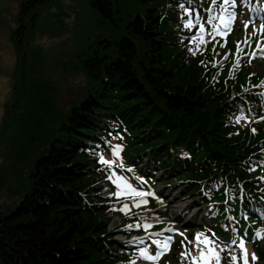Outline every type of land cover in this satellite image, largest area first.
<instances>
[{"label":"trees","instance_id":"1","mask_svg":"<svg viewBox=\"0 0 264 264\" xmlns=\"http://www.w3.org/2000/svg\"><path fill=\"white\" fill-rule=\"evenodd\" d=\"M47 1H21L16 27L10 31L19 67L25 68V39ZM124 1L139 6L136 13L123 7L126 21L118 0H89L103 22L116 28L123 24L121 34L98 37L90 54L78 59L80 70L97 87H86L83 98L72 103L59 135L35 158L29 189L17 204L0 212V264H116L113 233L96 214L102 206L82 205L78 196L85 192L90 201L87 175L95 176L98 167L92 170L84 163L93 164L85 152L86 140L94 139L108 117L121 118L130 131L128 158L135 162L147 157L159 170L165 190L179 189L198 207L204 203L198 181L238 175L252 185L241 160L264 133L256 140L229 136L223 119L230 92L213 104L201 95L192 75L197 70L175 55L178 41L171 34L176 32L177 0ZM239 81L244 83V76ZM27 97L34 100L33 107L40 99ZM106 136L124 138L120 132ZM187 149L194 156L180 159L178 152ZM216 198L224 195L216 193ZM259 253L264 258L262 249Z\"/></svg>","mask_w":264,"mask_h":264},{"label":"rangeland","instance_id":"2","mask_svg":"<svg viewBox=\"0 0 264 264\" xmlns=\"http://www.w3.org/2000/svg\"><path fill=\"white\" fill-rule=\"evenodd\" d=\"M21 1L0 0V212L2 213L7 207L11 208L17 204L29 189L34 160L59 135V127L65 122L72 103L83 98L86 87L89 89L90 86L97 87V83L91 84L80 70L78 59L90 54L98 37L115 38L121 34L120 28H123V24L116 28L110 23L103 22L90 8L89 0H48L46 5L38 10L39 17L34 24V30L29 31L26 36L27 46L23 47L27 54L25 68L19 67L20 56L13 47L10 31L16 27ZM118 1L123 21L127 19L122 13L125 9L123 7H128L134 13L139 11L138 5L131 3L129 5L128 1L124 0ZM177 34L179 32H174L171 37ZM222 44L220 41H214L210 43L205 54H202V51L195 56L188 54L187 45H178L174 49L175 55L180 57L181 61L185 58V62L197 70L192 75L196 76V82L201 86L199 89L201 95L207 97L211 104L219 103L233 91L234 87L244 84L251 74L258 73V77L264 74L263 58L257 56L249 62V53L255 50L256 43L249 44L250 47L241 44L243 51L240 53L238 66H234L238 42H231L227 46H221ZM241 76H244V83L239 81ZM104 79L106 78L103 77ZM27 95L40 96L35 107L32 105L34 100H29ZM217 96L220 97L213 100ZM224 127V129L229 128L228 134L231 137L247 136L249 140H256L261 132L264 133V119L253 125L247 123L246 128L240 125L228 126V124ZM253 129L256 134H253ZM99 145L98 141L92 142L94 149ZM130 149L129 146L126 151ZM185 151L187 156H194L189 149ZM84 163L94 169V165L90 162L85 160ZM239 179L245 180L236 175L228 181L238 191L249 190V184L238 181ZM86 182L95 183L103 189L106 186L105 180L98 175H87ZM158 187L169 198V212L174 217L173 210L177 208L176 206L186 207L183 217L186 215L187 219L175 217L174 220L182 222L183 225H190L196 218L203 216L202 206L195 205L191 198L182 197L179 189L165 190L159 180ZM88 193L93 192L89 190ZM84 194L85 192H82L78 195L81 197L80 203L88 207L89 200ZM104 209L97 210L96 214L107 223L109 221L111 227L113 220L116 222L119 217L115 216L114 212H106ZM253 218L257 220L256 216ZM254 226L257 230L261 229L264 226V219H260ZM261 235H264L263 230ZM116 239L119 240V236L114 237L115 241ZM259 245L264 251V240ZM223 248L224 246H221L220 249ZM244 249L248 253L250 246L244 244ZM254 254L255 260L252 252L249 256L247 254L248 264H264V258L259 253ZM224 261L232 263L231 258H225ZM196 264H201V261L196 259ZM236 264H243V260L238 259Z\"/></svg>","mask_w":264,"mask_h":264},{"label":"snow or ice","instance_id":"3","mask_svg":"<svg viewBox=\"0 0 264 264\" xmlns=\"http://www.w3.org/2000/svg\"><path fill=\"white\" fill-rule=\"evenodd\" d=\"M213 3L216 4V0H213ZM231 3V0H224V3L222 5H218V7L220 8V13L216 16V17H210V19H219L222 21V26H216L214 29V34H225L229 29H230V25L235 17V13L234 12H228V6ZM231 6L234 8L235 5L234 3H231ZM212 9H209V11H211ZM191 22L189 21L188 24L185 25V27L190 26ZM245 28H247V24L245 25ZM260 33V35L262 37H264V24H262L261 29L256 30ZM201 33H203V28H201ZM200 42L201 43H205V41L203 40V37L201 35L200 37ZM244 45H249V41L248 38L246 37L245 40L242 42ZM243 51V48L241 46V43L237 44V56H236V63L234 66H238L239 61L241 59L240 57V53ZM195 54V52L193 53ZM264 56V46H262L261 42L258 41L257 45H256V49L254 51H252L251 53H249L250 56V60L249 62H251V59H255L257 56ZM262 85H264V81L261 82ZM262 119H264V117H262ZM253 131H255L253 129ZM119 146H116L113 148V154L116 155L119 152ZM100 161L101 163L104 164H108L110 165L109 161H105L103 159V157H100ZM136 195H144V193H135ZM145 227H150V225H145ZM257 238H261V230H257L254 233V240ZM195 240V246L198 248V250H200L201 255L199 257V260L204 262V264H207V261L211 258H216L217 261H219V253H217L215 251L214 248H207V256H205V249L201 247V245H209L212 242L207 238V237H203L201 234H197V236L194 238ZM153 243L157 244V247L160 249L157 253L156 256H148L146 250H141V256L147 259H151V260H155V259H159L160 255H162L164 252H166L169 249V245L171 243V237H166L164 239V241L160 242V241H153ZM183 243V241H182ZM191 243V242H190ZM244 238L241 237L240 239V243L239 245H235V241L232 242L233 245H235L236 249L240 250L241 255L238 257L236 255H233L231 257L232 260V264H236V261L238 259H242L243 260V264H248V260H247V252L246 249H244ZM223 249H221L222 251ZM182 257H187L188 255H190V253H188L187 251L181 253ZM255 254L253 253V260H255ZM134 264V262H133ZM195 264V262H194Z\"/></svg>","mask_w":264,"mask_h":264},{"label":"bare ground","instance_id":"4","mask_svg":"<svg viewBox=\"0 0 264 264\" xmlns=\"http://www.w3.org/2000/svg\"><path fill=\"white\" fill-rule=\"evenodd\" d=\"M177 208H174L175 210L174 211V214L176 216H181L179 215L181 212H183L185 210L186 207H184V205H179V206H176ZM184 220L187 219V216L185 215L184 217ZM177 221V220H176Z\"/></svg>","mask_w":264,"mask_h":264}]
</instances>
